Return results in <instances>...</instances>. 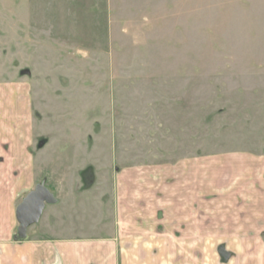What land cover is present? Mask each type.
Returning <instances> with one entry per match:
<instances>
[{
	"label": "rangeland",
	"instance_id": "1",
	"mask_svg": "<svg viewBox=\"0 0 264 264\" xmlns=\"http://www.w3.org/2000/svg\"><path fill=\"white\" fill-rule=\"evenodd\" d=\"M21 84L43 134L37 186L68 201L86 167L76 235L103 236L123 170L164 190L167 166L199 159L224 180L235 158L264 156V0H0V109ZM173 241L174 264L197 263L198 237Z\"/></svg>",
	"mask_w": 264,
	"mask_h": 264
},
{
	"label": "crops",
	"instance_id": "2",
	"mask_svg": "<svg viewBox=\"0 0 264 264\" xmlns=\"http://www.w3.org/2000/svg\"><path fill=\"white\" fill-rule=\"evenodd\" d=\"M15 87L5 91L10 93L9 105L0 109V264H174L173 240L179 233L198 237L196 264H264V156L235 158L225 166L229 176L224 180L223 166L199 159L178 164L179 172L167 166L159 178L163 196L157 186L142 181L144 171L123 170L115 185L112 231L82 238L76 235L80 228L75 222L88 209L95 187H83L80 173L86 167H73L77 177L69 184V200L57 197L38 226L29 229L28 240L16 242V209L40 183L46 164L37 159L42 160L45 149L33 148L43 134L32 135L29 103L18 94L25 86ZM15 100L19 109H14ZM253 164L262 167L256 174ZM153 175L159 177L151 171ZM104 200L98 205L106 209ZM105 220L100 223L106 229ZM68 235L76 238L66 239Z\"/></svg>",
	"mask_w": 264,
	"mask_h": 264
},
{
	"label": "water",
	"instance_id": "3",
	"mask_svg": "<svg viewBox=\"0 0 264 264\" xmlns=\"http://www.w3.org/2000/svg\"><path fill=\"white\" fill-rule=\"evenodd\" d=\"M56 203L55 195L44 186H37L29 193L16 209L18 230L14 240L18 243L27 241L29 229L40 223L47 206Z\"/></svg>",
	"mask_w": 264,
	"mask_h": 264
},
{
	"label": "flooded vegetation",
	"instance_id": "4",
	"mask_svg": "<svg viewBox=\"0 0 264 264\" xmlns=\"http://www.w3.org/2000/svg\"><path fill=\"white\" fill-rule=\"evenodd\" d=\"M28 240V239H27Z\"/></svg>",
	"mask_w": 264,
	"mask_h": 264
}]
</instances>
